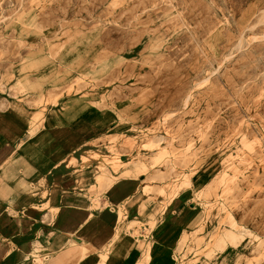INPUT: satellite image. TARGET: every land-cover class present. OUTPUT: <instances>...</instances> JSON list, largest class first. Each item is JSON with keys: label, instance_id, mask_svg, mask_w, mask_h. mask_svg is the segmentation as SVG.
<instances>
[{"label": "rangeland", "instance_id": "374dc122", "mask_svg": "<svg viewBox=\"0 0 264 264\" xmlns=\"http://www.w3.org/2000/svg\"><path fill=\"white\" fill-rule=\"evenodd\" d=\"M9 114L35 162L51 129L88 139L77 187L131 183L96 264H264V0H0Z\"/></svg>", "mask_w": 264, "mask_h": 264}, {"label": "crops", "instance_id": "0c3cea01", "mask_svg": "<svg viewBox=\"0 0 264 264\" xmlns=\"http://www.w3.org/2000/svg\"><path fill=\"white\" fill-rule=\"evenodd\" d=\"M4 122L0 130V148L4 147L0 149V264H20L21 261L29 264L30 258L26 254L36 249L37 241L42 244L38 254L45 253L43 257L39 256L43 264H96L103 248L110 247L118 227V224L115 226L118 218L103 208V200L124 210L131 183L122 181L116 184L115 179L107 188L111 183L106 186V182L112 179L108 175L102 185L93 178L96 187L86 175L77 187V179L66 165L61 164L67 163L71 152L86 150L83 148L90 144L87 138L70 139L68 133L51 129L49 143L41 151V160L35 162L34 155L18 151L21 144H26L33 135V132L25 134V119L9 114ZM19 134L20 138H16ZM10 146L13 148L11 158L5 149ZM120 176L128 178L123 172ZM98 191L106 193V197L97 196ZM95 197L98 211L92 207ZM43 205L49 211L39 208ZM132 216L130 221L138 220L137 211ZM132 248L138 256L144 249V241H140L139 247L132 244L125 253ZM108 255L104 264H113L110 253Z\"/></svg>", "mask_w": 264, "mask_h": 264}, {"label": "built area", "instance_id": "2783aa9c", "mask_svg": "<svg viewBox=\"0 0 264 264\" xmlns=\"http://www.w3.org/2000/svg\"><path fill=\"white\" fill-rule=\"evenodd\" d=\"M180 255H181V254L179 253V254H177V257L174 258L175 262H176V260H177V264L181 263V261H182V260L180 259V257H179ZM30 263L33 264V262H30Z\"/></svg>", "mask_w": 264, "mask_h": 264}, {"label": "bare ground", "instance_id": "6f19581e", "mask_svg": "<svg viewBox=\"0 0 264 264\" xmlns=\"http://www.w3.org/2000/svg\"><path fill=\"white\" fill-rule=\"evenodd\" d=\"M26 138V137H25ZM32 262H36V260L33 258L32 260H31Z\"/></svg>", "mask_w": 264, "mask_h": 264}]
</instances>
